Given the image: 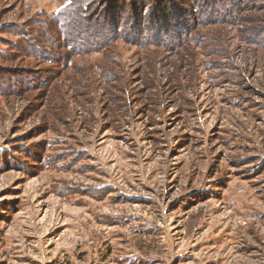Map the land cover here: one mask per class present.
<instances>
[{
    "label": "rangeland",
    "instance_id": "obj_1",
    "mask_svg": "<svg viewBox=\"0 0 264 264\" xmlns=\"http://www.w3.org/2000/svg\"><path fill=\"white\" fill-rule=\"evenodd\" d=\"M115 1L0 0V264H264V0Z\"/></svg>",
    "mask_w": 264,
    "mask_h": 264
},
{
    "label": "trees",
    "instance_id": "obj_2",
    "mask_svg": "<svg viewBox=\"0 0 264 264\" xmlns=\"http://www.w3.org/2000/svg\"><path fill=\"white\" fill-rule=\"evenodd\" d=\"M138 1H142V0H137L136 2H138ZM115 2H124L126 5L125 6H128V4H132L133 3V0H116ZM135 2V1H134ZM134 4V3H133ZM137 6H140V5H138V3H137ZM141 7H143V5H141ZM110 8H114V11L115 12H117V10H121L122 9V7L121 6H119L118 4L117 5H112ZM143 11V10H142ZM123 13H126V11H123ZM118 14V13H117ZM116 24V23H115ZM115 24H114V26H115ZM119 24H121L120 22H119ZM104 25V24H103ZM102 24L100 25V27L101 26H103ZM110 28V27H109Z\"/></svg>",
    "mask_w": 264,
    "mask_h": 264
}]
</instances>
